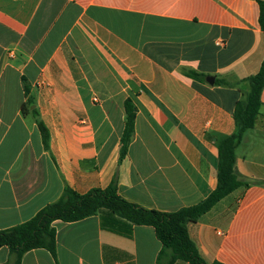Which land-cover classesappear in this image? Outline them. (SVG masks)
I'll return each instance as SVG.
<instances>
[{"label": "crops", "instance_id": "0c3cea01", "mask_svg": "<svg viewBox=\"0 0 264 264\" xmlns=\"http://www.w3.org/2000/svg\"><path fill=\"white\" fill-rule=\"evenodd\" d=\"M260 1L0 0V231L33 219L66 188L84 195L116 175L119 195L146 209L173 213L206 200L218 187L220 146L236 132L237 102L264 61ZM129 98L135 134L121 161ZM261 101L236 149L246 185L188 225L208 264H264V89ZM53 227L56 256L32 250L21 264L171 260L153 227L108 210ZM13 260L3 247L0 264Z\"/></svg>", "mask_w": 264, "mask_h": 264}, {"label": "trees", "instance_id": "16d2710c", "mask_svg": "<svg viewBox=\"0 0 264 264\" xmlns=\"http://www.w3.org/2000/svg\"><path fill=\"white\" fill-rule=\"evenodd\" d=\"M259 6V23L264 32V0L259 2ZM184 73L191 79L205 80L204 75L195 71L189 70ZM247 82L250 87L249 92L245 99L237 102L234 113L236 132L225 139L220 146L218 187L206 200L173 213L146 209L128 202L119 195L116 175L108 188L95 189L84 195L66 188L58 201L46 206L33 219L0 231V250L3 247L10 249L14 259L13 264H21L26 253L37 249H45L56 256V231L53 227L55 221L78 222L97 215L102 210H108L134 225L153 227L157 238L163 245L161 257L167 252L171 253V260L168 264H175L178 261L189 264H208L201 257L196 244L190 237L188 225L197 223L223 198L237 188L246 185L235 168L236 149L245 133L255 127L260 116L263 106L261 95L264 89V61L258 74L247 79ZM25 94L29 96L27 85H25ZM32 104L33 100L29 97L27 103L23 105V111ZM125 112V129L121 138V161L127 156L135 134L137 108L130 98L125 102ZM33 115L44 144L48 147L49 131L36 110L33 111ZM159 264H162L161 259H159Z\"/></svg>", "mask_w": 264, "mask_h": 264}, {"label": "water", "instance_id": "95a60500", "mask_svg": "<svg viewBox=\"0 0 264 264\" xmlns=\"http://www.w3.org/2000/svg\"><path fill=\"white\" fill-rule=\"evenodd\" d=\"M208 82H210V84H214V78L213 77H209L207 79Z\"/></svg>", "mask_w": 264, "mask_h": 264}]
</instances>
